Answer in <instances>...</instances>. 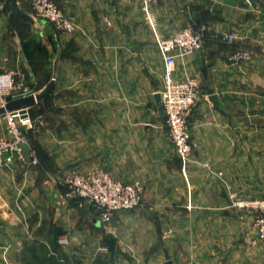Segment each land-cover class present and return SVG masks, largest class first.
<instances>
[{
	"label": "crops",
	"instance_id": "1",
	"mask_svg": "<svg viewBox=\"0 0 264 264\" xmlns=\"http://www.w3.org/2000/svg\"><path fill=\"white\" fill-rule=\"evenodd\" d=\"M16 3L34 23L13 15L11 0L0 2V73L39 92L55 84L28 109L38 112L25 128L38 164L0 168V263L29 261L32 248L86 260L100 231L115 238L106 247L113 264H264L252 216L230 205L232 197H264V0L159 2L151 6L156 34L140 0H56L75 23L58 36L28 0ZM184 27L203 40L173 68L176 79L200 82L185 164L154 100L163 75L157 36ZM238 51L250 61H230ZM103 166L144 185L142 206L115 214L109 227L68 200L62 182L70 168Z\"/></svg>",
	"mask_w": 264,
	"mask_h": 264
},
{
	"label": "built area",
	"instance_id": "2",
	"mask_svg": "<svg viewBox=\"0 0 264 264\" xmlns=\"http://www.w3.org/2000/svg\"><path fill=\"white\" fill-rule=\"evenodd\" d=\"M163 1L166 0H140L141 11L145 13L153 30L156 29L157 22L151 6ZM28 2L34 16L48 23L56 34L64 35L74 31V20L59 8L56 0ZM228 39L230 41L232 38ZM156 46L163 61L162 82L158 94L164 127L177 157L185 164L192 156L188 119L201 96L200 82L193 76L176 79L173 68L177 59L202 49V35L190 27H184L170 36L158 35ZM250 59L251 55L247 51H238L229 57L232 62ZM22 85L16 81L15 73H0V106L10 99L28 96V90L22 88ZM3 117L7 135L0 136V168H7L13 163L27 167L36 166V154L31 149H25L27 140L19 129L20 125H28V118L21 117L18 112L5 113ZM63 183L66 197L86 201L102 222L109 221L115 212L136 208L141 203L142 186L139 182L122 183L102 169L85 173L69 172L64 176ZM233 205L256 213L254 225L257 236L264 242V200H237Z\"/></svg>",
	"mask_w": 264,
	"mask_h": 264
},
{
	"label": "rangeland",
	"instance_id": "3",
	"mask_svg": "<svg viewBox=\"0 0 264 264\" xmlns=\"http://www.w3.org/2000/svg\"><path fill=\"white\" fill-rule=\"evenodd\" d=\"M60 8V7H59ZM61 9V8H60ZM142 12V15H143V20L145 21V24H147V27H148V29H149V32H151L152 34H154L155 32L157 33V26H156V29L155 30H153L152 28H151V26H150V24H149V22H148V19H147V17H146V15H145V13L143 12V11H141ZM34 15V14H33ZM35 17V16H34ZM36 18V17H35ZM36 19H38V18H36ZM52 28V27H51ZM53 32H54V30H53ZM155 33V34H156ZM54 35H56V36H58V34H56L55 32H54ZM157 40V39H156ZM158 55H159V52H158ZM160 56V55H159ZM250 61V60H249ZM157 66H159V65H157ZM52 79V78H51ZM161 82H162V76H161ZM23 87L22 88H25V89H27L28 90V95L30 94V95H34V94H36V93H38L39 91H38V89H37V87H31V86H27V85H22ZM160 88V83H159V86H158V89ZM17 93V92H16ZM19 93H20V91H19ZM10 100H12V99H10ZM162 110V109H161ZM32 111V115H30L29 113H28V111H27V118H28V125H20V127H19V129H21L22 131H23V133H24V135H25V137H26V140H27V143H26V145H25V149L26 150H29V149H31V150H33V148L31 147V145H30V141H29V138H28V136H27V129H25V128H30L31 126H33V125H36L37 124V117H38V112H37V109L36 108H34V109H32L31 110ZM37 112V113H36ZM36 115H37V117H36ZM2 117V118H1ZM0 117V119H3L4 120V123H5V119H4V117L3 116H1ZM5 127H6V123H5ZM6 131H7V129H6ZM168 140H170L169 139V136H168ZM171 142V141H170ZM191 142V141H190ZM172 144V143H171ZM192 145V144H191ZM172 148H173V146H172ZM173 151H174V148H173ZM192 153H193V151H192ZM174 154H175V156L177 157V155H176V153H175V151H174ZM178 158V157H177ZM96 169H102V170H105L106 172H108L114 179H116V180H118V181H120V182H122L120 179H118V178H116L114 175H115V171H116V167H110V166H108V167H99V168H94V169H91V170H96ZM91 170H87V171H91ZM72 171H74V172H79V173H85V172H87V171H82V172H80V171H78L76 168H70V169H68V170H66L65 172H64V174H63V176H62V182H63V180H64V176L67 174V173H69V172H72ZM134 181H137V182H139V184L142 186V197H141V203H140V206H142V204H143V193H144V185L142 184V182H140L138 179H133V180H130V181H128V182H122V183H131V182H134ZM64 184V183H63ZM66 193L67 192H65V196H66ZM233 194V193H232ZM68 200H77L78 201V203H79V205H84V206H86V207H88V209H90L91 211H92V213L95 215V217L97 218V220H99V222H100V224H102L104 227H109L111 224H113V218H114V215L115 214H117V213H123V212H130V211H134L135 209H137V208H140V206H138V207H136V208H133V209H130V210H124V211H118V212H115L114 214H113V216L111 217V219L109 220V221H107V222H102L101 220H100V217L96 214V212L92 209V207L86 202V201H84L83 199H79V198H68V197H66ZM237 200H264V197L263 198H233L232 197V199L230 200V205H231V207L233 208V209H235V210H237V212H239V213H245V214H247V215H249V216H252V227H254V230H255V233H256V238H257V240L258 241H260L263 245H264V242L261 240V239H259L258 238V236H257V232H256V228H255V219H256V213H254V211L253 210H246V209H241V208H238V207H236L235 205H233V203H234V201H237ZM111 233H109V234H107V235H103V233L102 232H100V231H98V232H95L94 233V239H95V243H96V245H97V243H98V245L97 246H95L94 247V250H93V252L91 253L92 254V256L91 255H87V259L85 260V256H82V258H81V260H80V258H79V261H78V263H76V264H113V263H110V262H112L111 260H110V255H109V253H108V251H107V248L106 247H108V245L109 244H115V238H113V236H112V234L110 235ZM105 236H108V240L106 241H104V239H106L105 238ZM61 241H64V240H61ZM65 242V241H64ZM63 242V243H64ZM115 251V250H114ZM83 255V254H82ZM81 255H78V257H80ZM0 264H7L6 262H2V263H0ZM19 264H25V262H22V263H19Z\"/></svg>",
	"mask_w": 264,
	"mask_h": 264
},
{
	"label": "water",
	"instance_id": "4",
	"mask_svg": "<svg viewBox=\"0 0 264 264\" xmlns=\"http://www.w3.org/2000/svg\"><path fill=\"white\" fill-rule=\"evenodd\" d=\"M10 9L13 15L23 18L30 24L34 23V20L17 6L16 0H11ZM54 84L55 80L54 78H52L40 92L34 95H28L8 100L4 105L0 106V116H3L5 113L18 112L21 117L25 118L27 116V111L29 108L49 96L54 87ZM154 100L157 104L160 102L158 93L154 95Z\"/></svg>",
	"mask_w": 264,
	"mask_h": 264
},
{
	"label": "trees",
	"instance_id": "5",
	"mask_svg": "<svg viewBox=\"0 0 264 264\" xmlns=\"http://www.w3.org/2000/svg\"><path fill=\"white\" fill-rule=\"evenodd\" d=\"M33 253L29 257V261L25 264H76L78 262H69L63 255H57L56 253L48 254L43 248L36 250L32 248ZM38 251L37 253H35Z\"/></svg>",
	"mask_w": 264,
	"mask_h": 264
}]
</instances>
